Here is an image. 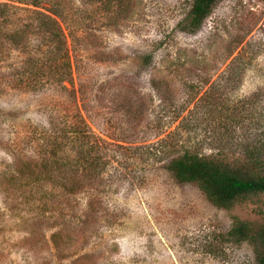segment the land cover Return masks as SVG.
Returning a JSON list of instances; mask_svg holds the SVG:
<instances>
[{"label": "rangeland", "instance_id": "rangeland-1", "mask_svg": "<svg viewBox=\"0 0 264 264\" xmlns=\"http://www.w3.org/2000/svg\"><path fill=\"white\" fill-rule=\"evenodd\" d=\"M191 1L69 0L71 72L62 81L41 58L35 8L5 10L0 264L256 263L254 246L229 242L228 232L236 220L264 225V194L219 208L167 164L183 148H231L217 136L225 128L237 129L235 141L249 128L250 140H264V0H219L194 32L184 23ZM28 24L25 44H12L7 34ZM79 127L101 164L77 194L13 176L55 140L77 160ZM159 142L174 147L155 154L149 146ZM70 172L84 173V164Z\"/></svg>", "mask_w": 264, "mask_h": 264}, {"label": "trees", "instance_id": "trees-1", "mask_svg": "<svg viewBox=\"0 0 264 264\" xmlns=\"http://www.w3.org/2000/svg\"><path fill=\"white\" fill-rule=\"evenodd\" d=\"M113 1L110 0V2ZM217 1L219 0H192L191 8L184 18L186 30L197 31ZM17 2L32 5L35 8L31 9V12L37 20L36 26L46 45V49L42 47L43 63L56 70L61 77L59 81L64 80L66 74L71 72L67 35L62 25L69 20V0H4L0 3V17L5 15V10L11 4ZM106 3H108L107 0ZM27 27L29 24L25 28L15 29L8 33L9 41L14 45L25 44L22 36L26 33ZM43 42L41 41L42 44ZM147 58H151V55ZM28 60L35 61V57H28ZM234 113L233 115L229 113L227 119H240L241 113L238 116ZM84 129V127L77 129V134L83 138L77 145L80 149L77 160L71 156L60 155L61 152H66L69 146L64 145L62 141L55 140L46 144V148L50 149L45 158L38 159V161L30 159L20 161L21 164L19 165V162L14 168L13 176L22 178V181L26 178V184L29 180L37 183L42 180L50 181L70 194H77L81 183L91 179L101 164L98 157L100 153L96 151L95 145H90L89 140L84 139L88 137ZM249 129H244L240 139L236 141L234 140L237 130L235 127L225 128L220 135L217 131L219 139L225 138L226 140L229 137L228 142H233L230 145L233 152L239 151L238 155L233 154L234 157H229L230 153L227 152L231 149L229 147L218 149L217 153L210 155L187 147L175 154V151H172L174 155L169 156L167 167L179 181L196 184L208 200L219 208L231 209L236 204L246 201L251 195L264 194V140L257 142L250 140V134L247 133ZM173 147L159 142L149 146V149L155 154L159 153L164 156ZM80 164H84V173L70 172L73 167L79 168ZM60 234L61 232L52 234V240L58 247L57 237ZM228 236L229 242L248 241L252 244L256 252L255 264H264L263 224L257 225L250 221L236 220Z\"/></svg>", "mask_w": 264, "mask_h": 264}]
</instances>
